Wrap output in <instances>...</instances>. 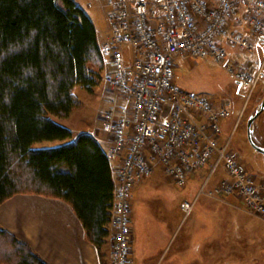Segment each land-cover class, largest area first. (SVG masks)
I'll list each match as a JSON object with an SVG mask.
<instances>
[{"label": "built area", "instance_id": "1", "mask_svg": "<svg viewBox=\"0 0 264 264\" xmlns=\"http://www.w3.org/2000/svg\"><path fill=\"white\" fill-rule=\"evenodd\" d=\"M104 3L109 34L100 51L106 65L103 82L111 98L101 120L112 143L109 155L119 159L109 264H129L131 190L156 165L180 187L188 174L209 166L193 197L180 204L184 218L199 196H215L204 186L220 164L229 175L221 181L223 192L236 191L264 217V193L257 191L244 165L228 150L229 139L220 142V121L229 115L228 108L215 107L208 96L182 89L173 76L176 59L211 58L219 63L226 58V47L250 48L251 36L263 41L264 0ZM256 78L244 71L235 74L241 88H252Z\"/></svg>", "mask_w": 264, "mask_h": 264}, {"label": "trees", "instance_id": "2", "mask_svg": "<svg viewBox=\"0 0 264 264\" xmlns=\"http://www.w3.org/2000/svg\"><path fill=\"white\" fill-rule=\"evenodd\" d=\"M105 66L74 0H0V204L22 193L64 200L100 252L111 230L109 156L94 135L54 117H68L74 87L91 91ZM0 264L48 263L0 226Z\"/></svg>", "mask_w": 264, "mask_h": 264}, {"label": "rangeland", "instance_id": "3", "mask_svg": "<svg viewBox=\"0 0 264 264\" xmlns=\"http://www.w3.org/2000/svg\"><path fill=\"white\" fill-rule=\"evenodd\" d=\"M74 1L91 19L99 44H101L109 34L104 0ZM233 28L241 30L236 24L233 25ZM247 35H250L249 32ZM250 41L254 42L250 48L226 47V58L219 63L212 61L211 58L176 59L173 76L176 84L182 89L208 96L215 107L225 106L228 108L229 115L220 121V142L223 139H229L228 150L235 154L244 165L254 180L257 191L264 193V156L250 145L246 133L247 120L259 107L264 93V40L259 41L251 36ZM105 68L99 82L91 91L78 85L74 87L73 92L77 96L79 104L72 109L68 117H54L63 125L71 128L75 135L79 132L94 134L96 130L102 134L101 114L111 98V94L103 82ZM240 71L257 77L252 88H241L236 84L235 74ZM251 127L253 141L264 147V110L255 118ZM55 144H58L57 141L39 142L35 145ZM107 150L110 153V149ZM208 169L209 166H204L188 174L183 187L176 185L168 176L161 179L166 181H162L160 185L157 184V187L161 190L165 188L167 193L171 188H174V192L181 195V204L184 199L193 197L204 182ZM223 179H229V175L220 164L205 185V189L212 190L215 196L209 197L204 194L199 196L189 215L184 218L181 213L175 225L170 223L172 226L169 227L168 233L166 230L169 228H166L164 223L153 225L151 221H153L154 215L162 213L163 206L168 208L169 201L166 200L161 190L157 189H152L149 193L141 192L131 200L134 186L139 183L137 182L130 195L131 249L135 247L137 254H140L142 250L149 251L147 245H151L153 251L159 253L164 242L166 244L170 236L169 245L174 240H179L186 235V264H194L195 258L196 264H264V217L257 207L252 203L248 205L236 191L224 193L221 189ZM152 183L146 185H153L154 183ZM202 210L207 211L208 217H202ZM133 217L136 219L134 222H132ZM160 220L158 218L157 221L162 222ZM202 223L207 224L208 227H202ZM210 225L213 227L212 234L206 233ZM198 226L202 231L198 230ZM207 235L208 238L212 235L213 241L214 237H217L216 249L201 246L203 244L205 246ZM202 249L203 256H201Z\"/></svg>", "mask_w": 264, "mask_h": 264}, {"label": "crops", "instance_id": "4", "mask_svg": "<svg viewBox=\"0 0 264 264\" xmlns=\"http://www.w3.org/2000/svg\"><path fill=\"white\" fill-rule=\"evenodd\" d=\"M105 152L108 148L111 150L112 143L108 135L102 130V134L96 130L93 133ZM110 152V151H109ZM112 169V176L116 184V164L117 157H109ZM113 160V161H111ZM165 174L161 168L156 165L152 174L144 181H139L132 191L131 200L141 192H151L152 189L161 190L157 187L165 179ZM153 182L148 186L147 183ZM144 186H146L144 188ZM133 189V188H132ZM143 189V191H140ZM166 200L169 201L168 208L163 206L162 213L153 216V225L163 224L166 228L174 225L179 220L181 210L179 208L181 195L174 192V188L167 193L164 188L161 190ZM158 193V192H156ZM167 194V195H166ZM140 196V195H139ZM184 196V195H182ZM187 199V198H186ZM202 217L207 216V211L202 210ZM162 214V215H160ZM160 218L162 222L157 221ZM156 219V220H155ZM134 217L132 222H134ZM0 226L13 233L19 240L27 243L46 263L48 264H109V247L110 239L107 237L105 245L102 246L101 252L86 238L81 221L69 203L64 200L43 196L33 193L15 194L0 204ZM199 231L201 229L200 226ZM202 227H208L202 223ZM170 228L166 230V233ZM202 231V229H201ZM206 233H213L212 225ZM205 233V234H206ZM171 237V236H170ZM170 237L164 242L160 252L153 251L151 245H147L149 251H143L137 254V249H131L129 264H186V235L179 240H174L170 245ZM208 235L205 242L209 244L202 247L217 248V237ZM176 242V243H175ZM214 242V244H213ZM169 245V247H168ZM203 256V249L202 255ZM196 258L195 263L196 264ZM199 264V263H198Z\"/></svg>", "mask_w": 264, "mask_h": 264}, {"label": "water", "instance_id": "5", "mask_svg": "<svg viewBox=\"0 0 264 264\" xmlns=\"http://www.w3.org/2000/svg\"><path fill=\"white\" fill-rule=\"evenodd\" d=\"M264 110V93H263V97L261 100V103L259 105V107L254 111V113L249 116L248 120H247V140L250 143V145L257 150L258 152H260L263 156H264V147H261L259 145H257L253 139H252V123L255 120V118Z\"/></svg>", "mask_w": 264, "mask_h": 264}]
</instances>
